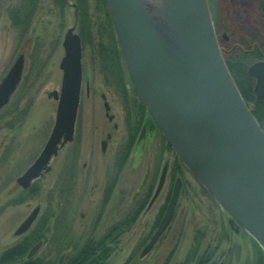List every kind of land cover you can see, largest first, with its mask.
<instances>
[{"label": "rangeland", "instance_id": "1", "mask_svg": "<svg viewBox=\"0 0 264 264\" xmlns=\"http://www.w3.org/2000/svg\"><path fill=\"white\" fill-rule=\"evenodd\" d=\"M88 2V13L82 14L81 10L77 18L76 7L81 4L80 0H67L64 9L54 0H40L33 13L32 25L23 37L14 27L10 12L23 3L29 4L25 6L29 15L31 3H24V0L0 2V82L15 59L22 53L25 55L22 80L9 103L0 110V254L27 233L16 235L15 232L38 207V216L28 230L47 215L51 218L35 255L58 263L72 252L73 246L82 245L90 236L100 239L113 231V228L110 230L112 225L122 221L124 211L116 212L120 209L122 190L127 193L126 213L134 205L130 196L135 194L137 187L140 189L138 194H143L141 188L153 183L148 196L151 198L167 162L170 172L165 189L147 214L138 215L127 231L110 241L113 250L109 264H125L131 255L127 264H182L190 249L197 245L200 248L198 255L213 252V264H264L263 250L244 230L233 228L232 217L182 163L179 173L174 174L179 159L149 114L146 118L149 120L147 143L134 145L131 134L126 139L123 133H118L111 139L108 151H101V140L111 129L101 93L112 101L115 111H120L125 101L134 105L140 99L124 71L122 58V64L118 59L112 61L110 76L101 72V52L113 56L117 51L118 54L119 43L108 16L99 12L102 1ZM216 2L209 0L213 16L217 14ZM69 27L82 35L84 76L86 82L90 80L92 90L87 95L84 86L75 138L60 145L48 170L31 184L37 183L40 191L28 196L23 193L26 188L17 183V178L34 162L53 128L57 101L51 93L60 92L62 42ZM245 31L255 32L251 26ZM248 104L254 108L255 101H248ZM131 125L134 127L135 122ZM76 176L82 179L77 191L72 182ZM175 176L185 184L173 220L153 248L142 255L160 220L157 217L160 208L170 198ZM115 178H118L120 188L112 193L107 209L100 212L104 190ZM126 218L127 215L125 224Z\"/></svg>", "mask_w": 264, "mask_h": 264}, {"label": "water", "instance_id": "2", "mask_svg": "<svg viewBox=\"0 0 264 264\" xmlns=\"http://www.w3.org/2000/svg\"><path fill=\"white\" fill-rule=\"evenodd\" d=\"M121 54L142 102L180 161L264 252V129L248 107L222 55L208 0H105ZM60 63V92L51 133L34 162L17 178L28 188L48 170L57 148L72 141L82 85V47L70 28ZM20 54L0 82V110L19 85ZM264 96V62L250 67ZM164 167L151 203L166 180ZM174 186L166 213L144 247L147 254L170 224L180 193ZM39 208L23 221L25 233ZM39 241L29 252L32 257Z\"/></svg>", "mask_w": 264, "mask_h": 264}, {"label": "flooded vegetation", "instance_id": "3", "mask_svg": "<svg viewBox=\"0 0 264 264\" xmlns=\"http://www.w3.org/2000/svg\"><path fill=\"white\" fill-rule=\"evenodd\" d=\"M80 1H81V4H79V7H76V14L75 15L77 18H79V16H80L79 13L81 12V10H82V14H84V13L87 14L88 10H89L88 9L89 8L88 0H80ZM101 1L102 2H99V12L104 14V15H107L109 20L111 21L108 9L106 7V4H105L104 0H101ZM216 8H217V14L213 16V19H214L215 25H216V21H217V27L218 28L216 27V31H217L218 43H219L222 55L226 61L228 68L230 69L229 65H232L236 71L246 72L247 76L253 80V85H252L251 91H252V94L254 97V101L258 102L259 100H262L264 102V96H258L255 92L256 85H257V79L248 74V70L250 69L251 66H253L254 64H256L258 62H264V0H217ZM105 18H106V16H105ZM108 18H107V20H108ZM109 20H108V22H110ZM105 23H106V20H105ZM111 23L112 22H110V24ZM247 26H251L255 30V32L249 33L247 31H245ZM70 28H72L73 32L78 34L80 39H81V47H82L81 96H82L84 86L86 87L85 93H87V95H90L91 90H92V86L90 85V80H87V82L85 81V76H84V59H83L84 56H83L82 35L78 31H75L74 27H69L68 29H70ZM79 30H80V26H79ZM106 30H107V26L105 25V28L103 29L104 35H105L104 32ZM66 32H65V34H66ZM65 34H64V36H65ZM227 34H232L231 36H233L234 38L232 39L231 36L227 35ZM241 36L245 37L246 39L243 40ZM63 40H64V37H63ZM62 45H63V42H62ZM110 50H111V48H110ZM102 51H103V49H102ZM120 54L121 53H119V52L117 54V51H115L114 52L115 56L114 55L111 56L109 54H106L105 52H103V53L101 52L100 58H101V64L103 66L101 72H106V74L108 75L110 73V65L112 64V61L114 62V60L117 61V59H118L119 63L122 64V60H121L122 56H120ZM117 55L119 57H117ZM123 68L125 71L126 70L125 67H123ZM126 72H127V70H126ZM123 73L126 77V73L125 72H123ZM109 76H110V74H109ZM131 85L133 87L132 89L135 90L132 82H131ZM128 86H129V84H128ZM81 96H80V98H81ZM101 97L104 100L103 106L105 109V117H107L108 124H109V126H111L110 131H108L105 135V139L101 140V143H100L101 144V151L103 153H106L108 151V149L110 147L111 139L115 135H117L118 133H123L125 135L126 139H127V136H130V134H131L132 137L134 138V145L135 144H143L144 142L147 143V139L149 138V136L147 135V133L149 131L148 130L149 129V120L146 118H147L149 113H148V110L146 109L144 103L140 99V97L138 96L140 101L134 102V105L128 103V101H125L124 105H122L120 107V111L114 110L112 101L107 100V95L105 93H101ZM79 106H80V104H79ZM251 109L253 110L254 108H251ZM78 111H79V109H78ZM132 121L135 122L134 127H132V125H131ZM76 124H77V119H76ZM75 134H76V125H75ZM74 138H75V135H74ZM57 153H58V150H57ZM124 159H125V156L123 157V160ZM164 167L167 168L166 180H165L164 186L162 187V190L160 191L157 198L160 196V194L163 192V190L166 187L168 175L170 172V165L167 162H165V164L162 167L161 173L159 175L157 184L154 188V191H153L151 198H149L150 197L149 194H150L153 183L149 184V185L147 184V185H145L144 188L143 187L141 188L143 194L142 193L138 194V191L140 189L137 187L136 190L134 191L135 194L133 193L130 196V201H134V205L132 207L128 208V211H129L128 213H138L139 215H142V214H147L151 210V208L153 207V204L157 198L152 203H151V201H152L153 195L156 191V188H157V185H158V182H159V179H160V176L162 174ZM181 167H182L181 162H178L175 165L174 174L179 173ZM185 169L188 172H190L186 167H185ZM86 174H87V172H86ZM117 179L115 178L113 183L112 182L109 183L108 186L105 188L104 194L102 197V204L100 206V212H103L107 209V207L111 201L112 193L116 189L120 188V182L117 183ZM81 180H80V178H77V176L73 177L72 182L74 183L75 191H77L79 189V183L81 182ZM83 180H85V179H83ZM178 180H180V182H181L179 197L181 195V191L184 188L183 186L185 183L180 177L175 176V180L173 181V186H172L170 198H169L168 202H165L164 205H162V207L160 208V211L157 215L158 220H159V218H160V220L158 222V225L156 226L155 231L157 230L162 218L164 217V215L166 213V210L168 208V205H169L171 197H172L174 186ZM121 193H122L121 200H119V203H120L119 208L120 209L116 212L117 213L119 212V214H120L121 210H122V211H124L125 215L123 216V218H121L122 221L120 222L119 225H112V227L110 228V230H111L115 226L113 228V230L115 232H119V233H121V232L123 233L125 231V226H124L125 216L128 214V213H126V211H127L126 210V200H128L127 199V193L124 190H122ZM179 197H178V201H179ZM122 204H123V206L121 207ZM177 205H178V202H177ZM177 205H176V207H177ZM175 211H176V209H175ZM175 211H174L173 217L175 215ZM122 222H123V224H122Z\"/></svg>", "mask_w": 264, "mask_h": 264}, {"label": "trees", "instance_id": "4", "mask_svg": "<svg viewBox=\"0 0 264 264\" xmlns=\"http://www.w3.org/2000/svg\"><path fill=\"white\" fill-rule=\"evenodd\" d=\"M39 2L40 0H35V3H33V0H24V3H31V6L29 7V15L27 7H25L29 4L23 3H20V5H18L15 10L10 12V17L12 18L14 27L19 29L20 37H23L29 31L33 22V13L35 14V10L39 6ZM66 2L67 0H54V3L63 9ZM229 67L246 102L248 103V101H254V97L251 91L253 80L247 76L246 72L236 71L232 65H229ZM252 112L256 116L261 126H263L264 102L262 100L255 102V106ZM39 191V185L37 183H34L30 188L26 189V191H23V193L25 192V194L29 196L36 195ZM138 215V213L127 214L126 224H124L126 231L136 222ZM49 218H51V215H47L45 218L40 219L33 228L28 230L25 235L23 234L24 236L21 238V240L17 241L11 247L5 249L4 252L0 254V264H109L108 260L111 251L113 250V248L110 246V241H112L116 237H120V233L115 232L113 229V231L108 232L100 239H96L93 236H90L82 245L73 246L74 249L72 250V252L65 258H61L58 263L46 260L36 255L29 257L28 254L31 248L36 243L42 241L45 238V232L48 230L47 225ZM119 224L120 222L117 225ZM199 251L200 248L198 245L192 247L182 264H187L188 262L192 264H213V261H211L213 252L205 251L203 254L198 255ZM132 257L133 255H131L127 259V262ZM262 258L264 259V257ZM127 262L125 264H127ZM129 264H131V262H129Z\"/></svg>", "mask_w": 264, "mask_h": 264}]
</instances>
